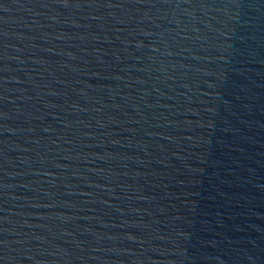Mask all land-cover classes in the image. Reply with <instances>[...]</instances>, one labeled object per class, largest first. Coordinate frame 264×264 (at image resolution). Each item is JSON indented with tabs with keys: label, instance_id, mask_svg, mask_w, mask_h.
<instances>
[{
	"label": "water",
	"instance_id": "water-1",
	"mask_svg": "<svg viewBox=\"0 0 264 264\" xmlns=\"http://www.w3.org/2000/svg\"><path fill=\"white\" fill-rule=\"evenodd\" d=\"M0 264H264V0H0Z\"/></svg>",
	"mask_w": 264,
	"mask_h": 264
}]
</instances>
